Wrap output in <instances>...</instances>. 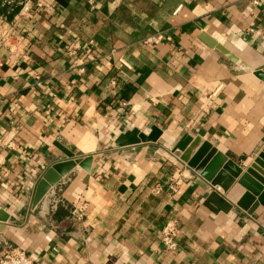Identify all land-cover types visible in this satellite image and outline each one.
Here are the masks:
<instances>
[{
	"label": "crops",
	"instance_id": "crops-1",
	"mask_svg": "<svg viewBox=\"0 0 264 264\" xmlns=\"http://www.w3.org/2000/svg\"><path fill=\"white\" fill-rule=\"evenodd\" d=\"M156 33L171 41L142 43ZM257 71L264 0H0V243L41 264H264V186L244 189L248 208L262 198L251 213H214L204 205L213 188L172 153L183 134L200 136L243 173L264 147ZM133 128L161 134L118 146ZM69 158L88 167L32 208L38 180ZM51 190L65 204L54 214ZM167 220L174 251L159 239Z\"/></svg>",
	"mask_w": 264,
	"mask_h": 264
},
{
	"label": "water",
	"instance_id": "water-1",
	"mask_svg": "<svg viewBox=\"0 0 264 264\" xmlns=\"http://www.w3.org/2000/svg\"><path fill=\"white\" fill-rule=\"evenodd\" d=\"M202 39L209 47L217 49L234 60L233 55L215 39L208 36H203ZM255 76L264 81V71L255 72ZM160 134L161 130L158 128H152L148 135L139 133L136 128H133L120 134L115 139V143L123 147L141 142H155ZM172 153L213 188L204 201V205L212 212L226 213L237 206L248 209V213H251L262 199L260 196L258 202L250 208L243 204V201L249 198V194H246L244 189L255 195L260 187L259 184L264 186V147L243 173V169L238 164L209 142L202 140L200 136L192 138L189 134H183L172 148ZM87 161L89 162V159L69 158L53 163L36 183L32 193L31 207L35 208L50 188L76 165L87 168L88 166H85ZM254 180L258 183L256 184ZM218 189L225 194H220ZM241 195H244L243 198H240ZM8 219V213L0 209V221L6 222ZM2 227L0 226V230Z\"/></svg>",
	"mask_w": 264,
	"mask_h": 264
},
{
	"label": "built area",
	"instance_id": "built-area-1",
	"mask_svg": "<svg viewBox=\"0 0 264 264\" xmlns=\"http://www.w3.org/2000/svg\"><path fill=\"white\" fill-rule=\"evenodd\" d=\"M255 3L259 0H253ZM2 3L8 7H15L23 9L26 6L35 4L37 7L41 5V0H2ZM6 39L3 41L6 44ZM163 41H171L169 35L163 33H156L143 38V44L155 43L158 44ZM69 53H73L72 50ZM121 106H125L124 102L120 103ZM167 187L171 191L177 189V181L172 178L170 184ZM163 190L162 185H156L153 187L152 191L154 194H159ZM50 202L48 204V213L54 214L59 208L64 207V202L61 196L57 194L56 191L51 190ZM177 234L178 226L175 220H167L163 223L159 231V239L167 251H174L177 248ZM0 264H41L32 255L28 254L22 248L12 245L8 242L0 243Z\"/></svg>",
	"mask_w": 264,
	"mask_h": 264
}]
</instances>
